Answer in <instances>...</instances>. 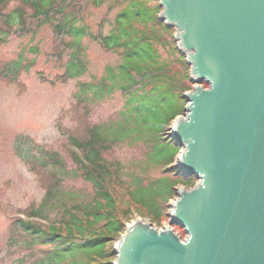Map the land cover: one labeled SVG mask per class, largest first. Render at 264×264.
<instances>
[{
  "label": "rangeland",
  "instance_id": "rangeland-1",
  "mask_svg": "<svg viewBox=\"0 0 264 264\" xmlns=\"http://www.w3.org/2000/svg\"><path fill=\"white\" fill-rule=\"evenodd\" d=\"M58 1L55 0L56 3ZM66 1L80 10L79 16L75 17V27H82L85 34L80 37L78 45L73 43L71 36H63L61 41H56L48 25L37 27L26 35H16L14 29L18 24L14 23L8 34L2 35L4 41L0 43V63H7L11 67L19 63L20 71L15 79L0 78V264H37L49 250L47 246L38 244L26 246L21 235L13 239L10 232L12 222L23 219L24 210L30 211L43 201L46 172L39 169L37 161L44 158V152H54L65 165L59 189L65 195L74 197L72 200L66 195L64 200L67 204L74 203L77 197L88 200L92 196L91 185L78 176H72L75 166L69 155L73 148L67 136L74 134V131L83 133L86 126L95 124L100 127L102 137L111 142V149L103 158L118 163L120 180L133 190L135 196H139L138 199L146 204L149 212L160 214L158 219H154L137 206L129 208L125 226L133 220H140L157 230L170 226L180 237H185L184 231L173 226L169 218L177 196L176 190L183 183L176 184L171 198L161 205L151 200L152 193L148 190L150 181L163 176V167L158 163L162 157L152 146L156 142L155 109L137 112L138 106L134 108L128 100L125 102L122 93L130 83L122 70L126 64L136 66L141 60L143 67H156L161 61L170 65L172 71L187 76L183 83L189 90L185 93L191 91L194 83L189 79L190 68L176 47L174 28L167 26L171 32L167 35L165 46H154L155 52L159 53V62L150 52L141 59L137 55L133 59L120 58L119 52L104 50L90 37L99 31L101 23L103 32L107 33L116 14L128 6L126 1ZM20 4V0H12L7 11H14ZM146 4L153 8L157 5L160 9L156 0H148ZM73 7H65L68 16L75 15L74 11L77 10ZM22 10H25V15L34 12L31 5H25ZM129 23L143 30L135 19L127 21L125 26ZM161 35L165 36L163 33ZM179 53L184 57V64L180 61ZM81 66L82 74L62 77L66 74V68L73 67L74 71H79ZM183 108L161 132L163 139H168L173 121L182 117ZM179 153L180 148L173 162L167 166V171L171 177L177 176L183 181L191 179V184L183 185L188 188L196 184V179L183 178L176 173L173 166ZM165 159L167 161L168 156ZM112 188L118 195H123L122 198L126 197L124 186L114 184ZM53 205L54 210L49 212V206H46L43 213L48 218L45 225L60 218V212L56 210L61 204L55 201ZM115 258L113 252L111 264Z\"/></svg>",
  "mask_w": 264,
  "mask_h": 264
},
{
  "label": "water",
  "instance_id": "water-1",
  "mask_svg": "<svg viewBox=\"0 0 264 264\" xmlns=\"http://www.w3.org/2000/svg\"><path fill=\"white\" fill-rule=\"evenodd\" d=\"M156 1L194 83L168 136L173 168L197 182L169 213L183 239L133 220L113 264H264V0Z\"/></svg>",
  "mask_w": 264,
  "mask_h": 264
},
{
  "label": "trees",
  "instance_id": "trees-1",
  "mask_svg": "<svg viewBox=\"0 0 264 264\" xmlns=\"http://www.w3.org/2000/svg\"><path fill=\"white\" fill-rule=\"evenodd\" d=\"M11 1L0 0V43L4 41L2 35L9 32L14 23L18 24L14 29L16 35H26L37 27L48 25L56 41L58 39L61 41L63 36H71L75 45H78L80 37L85 34L82 27H75V17L79 16L80 10L66 0H59L57 3L55 0H46L45 3L43 0H20L19 7L14 11H7ZM123 1H126L128 6L116 14L109 31L104 33L101 23L99 31L91 35L90 40L97 42L104 50L119 52L120 58L133 59L137 55L141 59L150 52L159 62V53L155 52L154 46L157 44L165 46L167 35L171 32V29L157 19L159 7L149 6L146 4L148 0H116L115 3ZM25 5L33 7L32 15H25V10H22ZM68 5L77 10L74 11L75 15H67L65 7ZM134 19L143 26V30L130 23L125 26L127 21L132 22ZM162 33L165 36H162ZM173 50L174 48L172 52ZM178 56L184 64L181 53ZM142 61L136 66L125 65L122 71L126 72L130 83L123 88L122 93L125 102L128 100L134 108L138 106L137 112L155 109L156 142L152 146L162 157V161L158 163L163 167V176L150 181L148 190L152 193L151 200H156L161 205L171 198L176 184H191V179L183 181L177 176L169 175L167 166L173 162L179 147L170 143L168 139H163L161 134L171 119L181 113L184 106L181 96L189 88L183 83L187 76L172 71L170 65L161 61L156 67L152 65L143 67ZM19 71V63L13 67L7 63H0V78L15 79ZM73 71V67L66 68V74L62 77L82 74L83 66L79 71L72 73ZM99 128L96 124L89 125L84 128L83 133L74 131V134L67 136L73 148L69 155L75 166L72 176H78L91 185L92 196L88 200L77 197L74 203H66L64 200L66 195L72 200L74 197L71 198L70 194L65 195L59 189L60 177L65 174V165L54 152H44V158L37 161L40 164L39 169L46 172L47 184L43 201L40 206L30 208V211L24 210L26 218L15 219L10 231L13 239L21 235L26 246L38 244L48 247L49 250L37 264H111L112 245L125 229L124 220L129 216V208L137 206L154 219H158L160 215L149 212L146 204L138 199L139 196L137 194L135 196L133 190L120 180L119 164L103 158L111 149L109 145L111 142L102 137ZM114 184L126 188L125 199L121 197L123 195H118L113 190ZM55 201L61 204L56 210L60 212V218L45 225L48 218L43 213L46 206H49V212L54 210Z\"/></svg>",
  "mask_w": 264,
  "mask_h": 264
},
{
  "label": "bare ground",
  "instance_id": "bare-ground-1",
  "mask_svg": "<svg viewBox=\"0 0 264 264\" xmlns=\"http://www.w3.org/2000/svg\"><path fill=\"white\" fill-rule=\"evenodd\" d=\"M196 182H197V179H196ZM182 186L180 187V189H178V190H176L177 191V194H178V192L181 190V189H191L193 186H191V187H188V188H186V187H184L183 185L184 184H181ZM176 189V188H175Z\"/></svg>",
  "mask_w": 264,
  "mask_h": 264
}]
</instances>
